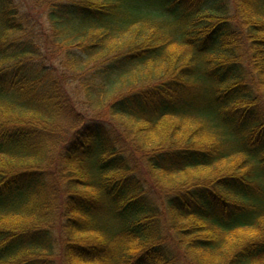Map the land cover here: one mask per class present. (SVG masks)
<instances>
[{
  "label": "trees",
  "instance_id": "1",
  "mask_svg": "<svg viewBox=\"0 0 264 264\" xmlns=\"http://www.w3.org/2000/svg\"><path fill=\"white\" fill-rule=\"evenodd\" d=\"M229 1L43 0L91 119L0 0V264H264V0Z\"/></svg>",
  "mask_w": 264,
  "mask_h": 264
},
{
  "label": "rangeland",
  "instance_id": "2",
  "mask_svg": "<svg viewBox=\"0 0 264 264\" xmlns=\"http://www.w3.org/2000/svg\"><path fill=\"white\" fill-rule=\"evenodd\" d=\"M43 0L37 2L36 0H12V3L14 7L17 9V17L20 19V21L23 22V24L27 27L26 30L28 32V36L25 37H36L37 39L39 38V43L43 44L40 52L41 55L39 56L36 61L33 63L37 68L39 67H45L48 73H50V80L53 81V85H57V90L56 92L59 93L58 97L62 96V98H58L59 102H68L67 107L69 106L70 109V114L76 115L77 117H81L85 115L87 118H93V111L90 110L89 108H92L91 105L87 102L86 98L84 97V94L82 93V88L81 85H79L77 82V78L74 79V75L78 77L74 73L73 74H65L62 68V55L63 50L61 49V46L59 43H54L53 42V35L51 32V27L50 24H48L44 19L46 18V15L48 14L47 10L45 7L42 6ZM228 8L230 13L227 17L232 18L234 15V6L233 3L227 0ZM230 2V4H229ZM42 35V36H41ZM42 39V40H41ZM46 42L44 43V41ZM129 44V43H124L122 42V46ZM119 47L118 45H116ZM124 48L122 49L121 52L125 51ZM115 52H112L111 55H113ZM96 64H100V60H94ZM91 65H88L87 69L90 70ZM92 69V68H91ZM146 85V84H145ZM144 84L141 83V85L144 87ZM134 87H138V85H133ZM146 87H148L146 85ZM69 104V105H68ZM63 110H67V108H62ZM106 111H101L100 112V117H101V127L110 134L113 144L115 146V149L117 150V153H121V155L128 160L129 164L131 165L132 170L134 171L135 174H137L141 180H144V189L146 191L152 190V183L150 182L146 171L144 170L145 164L143 163V160L139 156L138 153H133L131 146H130V141L129 139L125 138V135L121 133V131L117 128V125L112 122L111 119L106 118ZM67 113V112H66ZM65 113V114H66ZM95 115V113H94ZM76 117V118H77ZM64 118V117H63ZM62 118V120H63ZM63 125L60 127V125H52L49 131L54 132H59L61 138H65L66 141H70L71 139L76 137V127L74 126H66L64 124V121L62 122ZM98 124V123H97ZM82 126V124H81ZM77 127H80L79 124H77ZM73 128V129H72ZM63 145V142H59L58 146L56 145L54 149V155L59 153V147ZM53 155V156H54ZM132 158V159H131ZM59 169V167H58ZM58 169L55 170L54 174L58 173ZM60 186L59 187V194L62 196V184L59 181L58 183ZM157 192L160 193V191L157 189ZM227 201L231 203H237L236 201L234 202L231 198H227ZM183 263V260H181ZM184 264V263H183Z\"/></svg>",
  "mask_w": 264,
  "mask_h": 264
}]
</instances>
